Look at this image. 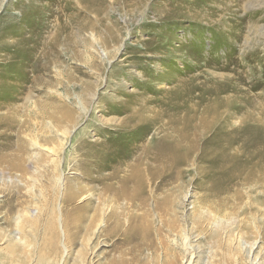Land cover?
<instances>
[{"label": "rangeland", "instance_id": "obj_1", "mask_svg": "<svg viewBox=\"0 0 264 264\" xmlns=\"http://www.w3.org/2000/svg\"><path fill=\"white\" fill-rule=\"evenodd\" d=\"M42 24L36 45L43 64L37 55L26 62L24 41ZM46 64V77L36 75ZM263 73L264 0H0V264L47 258L45 238L61 239L67 215L82 207L78 227L95 253L88 264H189L169 242L175 232L191 235L190 264H264V183L252 171L264 167ZM224 103L242 110L200 137L203 108ZM134 117L138 129L106 141ZM148 126L149 149H190L192 159L169 164L170 184L160 191L150 184L147 203L129 208L132 229L148 213L147 239L124 242L122 217L125 227L108 241L104 222L93 220L100 187L80 179L86 154L105 150L101 140L116 149ZM15 158L21 168L8 167ZM69 189L85 193L67 204ZM205 191L214 195L208 203L200 200ZM166 199L175 205L171 217L157 206ZM20 233H29V247L16 240ZM81 239L64 264H83Z\"/></svg>", "mask_w": 264, "mask_h": 264}, {"label": "bare ground", "instance_id": "obj_2", "mask_svg": "<svg viewBox=\"0 0 264 264\" xmlns=\"http://www.w3.org/2000/svg\"><path fill=\"white\" fill-rule=\"evenodd\" d=\"M32 7H33V11H32L33 14H35V12H38L39 9L37 7H35L34 5ZM42 18H44L43 12L41 15V19ZM44 19L43 21H45ZM42 27H44V25L39 26L37 31L34 32L33 36L31 32V34H29L30 36L24 41L26 45V51H25V55H26L25 61L26 62L31 61L32 57L35 58V55H37V58L39 61L42 60L41 57H38L40 55L39 53L40 48L38 49L36 45L37 38H42L43 36ZM43 43L44 42H42V44ZM17 56H19L18 53L16 54V57ZM44 56L46 57V55ZM12 58H14V56ZM41 66L43 67H41L38 71H36V67H35L34 72L36 73V75L40 74L46 77V75L50 71V65L46 64V65H41ZM36 77L37 79H35L34 82H36L37 80L40 81L42 78V77L38 78V76ZM15 99L16 100L18 99V96H16V94H15ZM241 110H242L241 107H235L231 104H225V103L224 105L216 104L214 106L204 107L203 110L201 111V114L204 117V121L202 123L203 125L202 129L200 127L202 131L200 137L203 136L204 131L210 130L212 125L218 122H221V120L225 118L226 120H230V118L234 119L235 116L238 115ZM132 113L135 114L133 110H132ZM255 118L254 119L247 118V120H252L257 123L260 122L256 120L257 118L256 119ZM123 121L124 122L121 125L122 127L118 129V131H120L121 133L119 132L118 134H113L114 133L113 132L111 135L109 134L110 135L109 137L106 136V141L108 142L113 141L115 138H118V137L122 138V136L124 135L126 136L127 133H129L127 131H135L136 129H138L139 126H141L140 122L137 121L136 117L124 119ZM149 132H150V127L148 126V128L144 129L143 133L138 138H136L135 136V138L134 137L131 138L129 141H127V143L125 141H121L117 145L118 148L116 149L108 147V143L104 140L98 141L96 145L99 144L100 147H104L106 149L105 150L101 149V151L98 154H96L95 157L93 156V154L91 155L88 154L89 152L86 154V158H89L90 165L88 169L86 168V171L81 173L80 179L87 180L89 184L97 183L98 186L100 187L98 189V194L96 195L97 196L96 200H98V206L96 208V214L93 220H96L99 217L98 219L99 223L101 221L104 222L105 224L104 231H103L104 233H101V235L106 237L108 241H111L114 237H116L119 234L117 233L118 230H120L122 227H125V224L122 221V217L123 218L125 217L127 219L126 222L129 224L128 232L124 234L125 236V239L123 240L124 242H131L132 240H135L134 238L135 236L138 238L144 239V240L147 239L149 237V233L147 232H148L149 223H150L148 213H144V214L142 213V215L138 217V220L136 221L138 223V226L132 229V224L135 220V216L133 212H131L132 215L131 214L128 215V213H130L129 208L131 207L133 208L135 206L133 205V203L136 201L141 202L142 204L147 203V201L149 200V195L147 194V191H148L147 187L150 184L154 185L153 189H157V190L162 189L163 187H167V185L170 184L174 176L173 175L168 176L167 174H165L167 166L169 164L181 165V164L191 161L192 159V156L190 155V153L187 152L190 149L181 148L179 150H176L174 155H171L170 152L165 150V147L162 144L156 145V147L158 146V151H157V148L149 149V142L147 139ZM124 144H128L130 148H128L127 152L121 153V150H119V148H121V146H123ZM194 149L195 147L192 148V151H194ZM23 150L25 151V149L22 146H20L19 153L24 152ZM113 153L116 154L117 158H109V155H112ZM5 159L6 158L4 157V155H1L0 164L4 163L3 160ZM22 166H23V162L19 160V158L11 159L8 164L9 168H14V167L21 168ZM105 170H108L107 174H104L103 171ZM252 171L254 172L253 175H256L258 173L259 174L258 176H260V177H256V178L254 177V178L258 179L259 183H264V167L259 168V170L253 169ZM93 174L95 176H93ZM249 174L246 175L247 176L246 179L253 178V175H249ZM156 181H159V182L156 183ZM203 188L205 187L203 186ZM68 191L69 193L65 199L67 204L74 203L77 200V198L81 197L85 193L84 189H77V190L69 189ZM213 198H214V195L212 193L210 194L209 192L205 191L203 192V195L200 200L202 202L208 203L212 201ZM89 202L92 203L93 199H89ZM136 205L141 206L140 204H136ZM225 205H226L225 200L219 201L217 203V210L219 212H222L225 209ZM157 206L160 211L164 212L170 217L172 216V214H174V213H171L170 211V208L175 206L173 204L172 199H166L163 203L158 202ZM86 208L87 207H82L78 211H73L72 213H69L67 215L66 229L64 230V227H61V232H62L61 239H60L59 233H49V239L46 242V238H47L46 237L45 242H44L45 245L49 249L47 251L49 252V254H47L48 257L46 258L44 256L43 259H40V262L38 264H64L65 263L68 257L67 250H69V248L72 245H75L77 241L82 238L83 233H80V232H82L81 230H83V226L81 227L80 225L78 227V224H79L78 219L80 217L78 213L81 210L84 211ZM106 208H107V211H104ZM31 217L34 218V216H31ZM54 222L55 221H53L52 219L50 222V225L54 226ZM170 222L171 223L168 224V227L171 230L177 231L176 225L174 223L176 221L174 222L170 221ZM126 229L127 228H125V230ZM110 231L111 233H106ZM133 232H138V233H133ZM85 234H86V237L83 234L84 235L83 240L81 239L83 241L82 247L85 248L82 251V257H83L82 263L88 264L87 255L89 254L94 255L95 253L92 251L91 248L89 249L87 248L88 242L91 241V237L88 236L89 233H85ZM172 236L174 238L173 239L169 238L170 244L174 246L180 245V247H182V253L186 259L185 262L187 263L188 261H190L191 263L193 255H194L193 247L190 243L191 235L189 233H176L175 232L173 233ZM179 236L180 238H178ZM16 240L18 241V243L23 245L25 248L29 247L30 241H31L29 240V233H20V235L16 237ZM119 245L120 244L118 243V241L112 242L111 252L117 251L119 249ZM163 247H165V244H163ZM61 252H62V258L59 257ZM190 257H191V260H189ZM92 264L94 263L92 262ZM111 264H124V263L114 260V261H111Z\"/></svg>", "mask_w": 264, "mask_h": 264}]
</instances>
